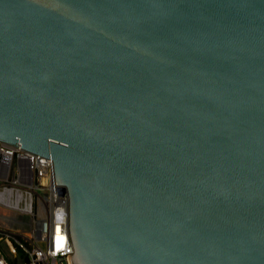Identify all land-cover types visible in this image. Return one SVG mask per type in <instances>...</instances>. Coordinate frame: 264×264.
<instances>
[{"label":"water","instance_id":"95a60500","mask_svg":"<svg viewBox=\"0 0 264 264\" xmlns=\"http://www.w3.org/2000/svg\"><path fill=\"white\" fill-rule=\"evenodd\" d=\"M0 140L72 264H264V0H0Z\"/></svg>","mask_w":264,"mask_h":264},{"label":"built area","instance_id":"2783aa9c","mask_svg":"<svg viewBox=\"0 0 264 264\" xmlns=\"http://www.w3.org/2000/svg\"><path fill=\"white\" fill-rule=\"evenodd\" d=\"M67 221L53 159L0 140V238L20 252L11 258L0 247V264H72ZM24 230L30 241L16 233Z\"/></svg>","mask_w":264,"mask_h":264},{"label":"rangeland","instance_id":"374dc122","mask_svg":"<svg viewBox=\"0 0 264 264\" xmlns=\"http://www.w3.org/2000/svg\"><path fill=\"white\" fill-rule=\"evenodd\" d=\"M17 235L20 237L27 239L30 241V235L27 233V231H17ZM0 247L3 249V251L11 258H15V256H19L20 252L11 242H6L3 238H0Z\"/></svg>","mask_w":264,"mask_h":264}]
</instances>
